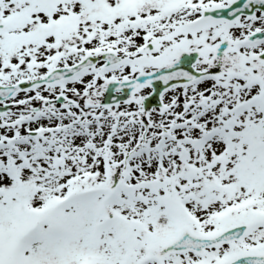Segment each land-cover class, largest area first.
Returning <instances> with one entry per match:
<instances>
[{"label":"snow or ice","instance_id":"snow-or-ice-1","mask_svg":"<svg viewBox=\"0 0 264 264\" xmlns=\"http://www.w3.org/2000/svg\"><path fill=\"white\" fill-rule=\"evenodd\" d=\"M0 264H264V0H0Z\"/></svg>","mask_w":264,"mask_h":264}]
</instances>
